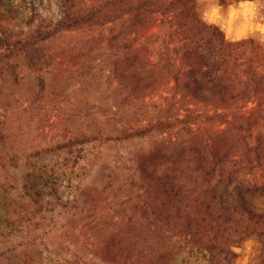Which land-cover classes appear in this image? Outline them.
Masks as SVG:
<instances>
[{
	"label": "rangeland",
	"instance_id": "obj_1",
	"mask_svg": "<svg viewBox=\"0 0 264 264\" xmlns=\"http://www.w3.org/2000/svg\"><path fill=\"white\" fill-rule=\"evenodd\" d=\"M60 2L17 0L22 9L10 23L14 36L52 26L61 16ZM89 4L77 0L74 10L85 11ZM205 11L230 40L264 36V0L225 7L209 1ZM137 25L134 16L120 11L105 25L64 29L41 40L32 61L0 48V183L16 185L11 192L19 193L27 173L47 166L49 175L53 170L60 178L65 202L44 212L39 229L0 237V264H115L107 247L117 231L132 239L136 250L151 244L142 238L152 230L141 219L151 186L138 165L156 150L185 145L187 137L172 129L122 139L120 130L124 122L146 125L179 107L207 112L215 106L177 96L181 87L173 89L167 79L151 87L138 82L132 71L143 70L153 82L154 68H126L125 58L133 46L154 57L152 33L158 26L144 34L142 27L139 34ZM257 122L264 139V121ZM257 249L246 242L236 264H248Z\"/></svg>",
	"mask_w": 264,
	"mask_h": 264
},
{
	"label": "trees",
	"instance_id": "obj_2",
	"mask_svg": "<svg viewBox=\"0 0 264 264\" xmlns=\"http://www.w3.org/2000/svg\"><path fill=\"white\" fill-rule=\"evenodd\" d=\"M16 1L0 0L1 49L17 50L32 61L41 52V40L70 27L105 25L123 11L135 17L139 34L142 27L144 34L154 23L158 26L152 33L154 57L133 46L125 58L126 68H154L153 82L143 70L132 71L138 82L151 87L167 79L173 89L181 87L177 96L215 106L207 112L179 107L146 125L124 122L122 139L172 129L187 138L185 145L156 150L138 165L151 186L141 216L152 230L142 238L151 244L136 250L123 231L114 232L107 247L110 262L236 264L242 256L238 249L253 241L258 249L248 264H264V176L259 177L264 139L255 125L264 121V36L230 40L205 11L209 1L225 7L248 0H90L85 11L74 10L77 0H61L56 22L26 37L14 36L10 27L22 9ZM49 171L44 166L27 173L19 193L11 192L16 185L0 183L2 239L39 229L45 211L65 205L60 178Z\"/></svg>",
	"mask_w": 264,
	"mask_h": 264
}]
</instances>
